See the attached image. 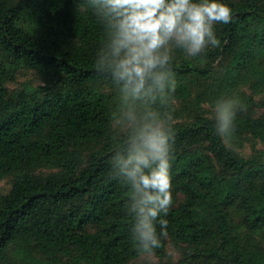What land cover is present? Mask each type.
I'll return each instance as SVG.
<instances>
[{
    "label": "trees",
    "instance_id": "1",
    "mask_svg": "<svg viewBox=\"0 0 264 264\" xmlns=\"http://www.w3.org/2000/svg\"><path fill=\"white\" fill-rule=\"evenodd\" d=\"M221 2L219 46L173 52L168 235L138 263L112 161L132 128L94 68L102 22L87 0H0V264H264V0ZM221 98L246 109L232 147L214 127Z\"/></svg>",
    "mask_w": 264,
    "mask_h": 264
},
{
    "label": "clouds",
    "instance_id": "2",
    "mask_svg": "<svg viewBox=\"0 0 264 264\" xmlns=\"http://www.w3.org/2000/svg\"><path fill=\"white\" fill-rule=\"evenodd\" d=\"M87 6L104 29L94 68L111 78L119 94L115 118L132 128L124 153L112 157L115 176L129 189L126 212L135 221L131 238L140 253L152 255L168 235L161 214H168L173 199L176 134L167 111L177 88L173 52L182 49L192 57L218 47L215 25L232 22V9L221 0H87ZM237 110L246 109L235 98L215 103V131L228 147Z\"/></svg>",
    "mask_w": 264,
    "mask_h": 264
},
{
    "label": "rangeland",
    "instance_id": "3",
    "mask_svg": "<svg viewBox=\"0 0 264 264\" xmlns=\"http://www.w3.org/2000/svg\"><path fill=\"white\" fill-rule=\"evenodd\" d=\"M3 181H0V187L3 185ZM147 261V262H154V261H156V258L155 257H153V255H144L143 257H141L139 260H138V263H141V262H143V261Z\"/></svg>",
    "mask_w": 264,
    "mask_h": 264
}]
</instances>
